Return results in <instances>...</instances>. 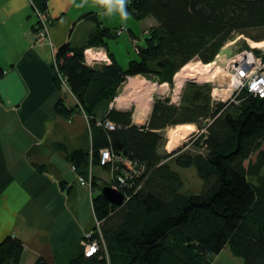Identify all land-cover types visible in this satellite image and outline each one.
Here are the masks:
<instances>
[{"label":"trees","instance_id":"obj_1","mask_svg":"<svg viewBox=\"0 0 264 264\" xmlns=\"http://www.w3.org/2000/svg\"><path fill=\"white\" fill-rule=\"evenodd\" d=\"M35 2L47 9V0ZM126 11L135 19L155 21L141 35H131L138 50L127 67L110 53L109 63L85 61L87 47H104L107 38L118 35V27L102 26L94 14H85L96 25L82 44L64 42L56 50V83L60 86L64 77L89 118L92 151L76 149L67 157L91 182L99 225L86 239L97 241L96 252L87 254L82 242L80 252L55 264H212L227 244L242 264H264V96L244 86L227 101H216L209 82L188 81L179 103L168 95L155 96L141 125L133 121V108L110 104L128 75L172 83L175 72L194 57L214 61L237 33L252 34L251 28L258 27L262 32L252 36L263 39L264 0H128ZM254 51L264 60V51ZM56 107L61 115L74 110L64 101ZM107 119L114 128L105 126ZM185 122L199 127L192 148L168 153L166 127ZM101 148L132 159L129 174L112 161L101 163ZM172 158L178 167L196 170L202 180L199 192L184 189V178L168 161ZM93 166L114 167V181L115 174L124 175L118 185L125 194L121 205L101 192L112 182H100ZM24 247L19 238L4 237L0 264H24ZM34 264L52 263L38 257Z\"/></svg>","mask_w":264,"mask_h":264},{"label":"crops","instance_id":"obj_2","mask_svg":"<svg viewBox=\"0 0 264 264\" xmlns=\"http://www.w3.org/2000/svg\"><path fill=\"white\" fill-rule=\"evenodd\" d=\"M81 3L47 0L48 37L39 39L35 0H0V242L8 235L22 240L24 264L38 257L52 264L66 261L82 250L85 233L98 223L95 191L91 183L80 182L67 157L76 149L92 151L89 118L64 77L60 86L56 83V50L64 42L82 44L93 31L95 19L85 14L111 29L126 23L132 33L127 29L120 35L129 32L131 47V35L147 28L140 33L128 18L108 13L97 0L78 7ZM108 43L93 46L107 50L123 67L133 58H119ZM59 101L74 108L72 113H58ZM91 171L105 178L100 166Z\"/></svg>","mask_w":264,"mask_h":264},{"label":"built area","instance_id":"obj_3","mask_svg":"<svg viewBox=\"0 0 264 264\" xmlns=\"http://www.w3.org/2000/svg\"><path fill=\"white\" fill-rule=\"evenodd\" d=\"M35 9L36 15L38 17V21L35 24V35L39 39H44L48 37V16L44 9L39 8V6H35ZM124 30H126V27H118L116 29V33L120 34ZM135 44L136 43H134L133 45V49L137 52L138 48ZM93 48L98 52L99 55L93 56L91 52H88L92 51ZM84 51L86 60L90 64H94L96 62L109 63L112 61L108 51L105 49L101 50L93 46L87 47ZM221 53L222 51L216 55L217 57L214 61L205 63L207 65L204 68L203 72H196L192 77L185 78L183 82H181L179 78L177 79L175 74L172 79V83L174 85L172 89L169 88V90L171 91V94H168V96H170V102H180L183 93V86L188 81H196L202 84H204L205 82H209L212 89V98L216 101H227L234 95L236 91H238V89H240V87L244 86L249 88L253 93L259 96H264V60L262 56L256 54L253 48L247 47L245 49L236 51V53L232 55H227L225 53L227 56L225 61H220L218 57H220L219 55ZM167 84H169V82H167ZM112 104L114 105V101L112 102ZM105 126L110 128L115 127L112 121L109 119L105 121ZM100 160L101 163H109L110 161H112L114 167L116 169L120 168L122 172L126 174V176L129 174V170L134 164L132 159H127L122 155H120V157H117L113 154L110 148H101ZM114 167H112V170ZM115 175L117 181H115V183H113L112 185L119 189L118 185L124 182L125 177L122 173H117ZM79 178L80 182L83 184L91 183L89 179H85L82 175H80ZM97 225H99V221ZM91 233L92 231L85 233L84 239L82 240L85 248L87 249V254L94 253L98 250L96 240H92L91 242L86 240L88 238H91Z\"/></svg>","mask_w":264,"mask_h":264},{"label":"rangeland","instance_id":"obj_4","mask_svg":"<svg viewBox=\"0 0 264 264\" xmlns=\"http://www.w3.org/2000/svg\"><path fill=\"white\" fill-rule=\"evenodd\" d=\"M152 21H153V19H150L149 18L148 19V23H147L146 20H138L137 18L135 19L133 16H131L130 18L128 17V23L131 22V24H134V27H138L137 30L140 33H142V31L144 29V26L146 24H147V28L145 29L146 31L152 25H154L155 21H153V23H151ZM125 26H127V24L126 23L125 24L123 23L122 25H120V28L125 27ZM261 29L262 28H258V27H257V29L256 28H251L250 33L255 34V35H258L259 32L260 33L262 32ZM120 34H118V36H115V37H112L111 36L112 38L111 37L107 38V42L109 41V43H108L109 47L110 48L117 49L119 58L125 59V58H127V55H129V54L131 55V57L135 58L137 56V53L133 49L134 43L132 42V47H131V41L129 40V38H127V36L129 37V32H126V33H124L122 35H120ZM252 34H248V33L247 34H245V33H240L239 34V33H237L234 38L229 39L225 43V46L222 49V53L219 55L220 57H218V59L220 61H225V59L227 57L226 54L227 55H232V54L236 53V51L241 50V49H245L247 47L253 48V49H255V48L258 49L259 48L262 51H264V46H258L257 47V46H254L253 43H252L253 41H255V42L262 41V40H264V38L263 39L256 40L254 38V36H252ZM141 41L143 42V39L142 38H141ZM247 44L249 46L246 47ZM88 52H90V51H88ZM193 60L194 61H196V60L202 61L198 57H194L190 61H193ZM85 61L87 63H89L86 60V56H85ZM202 62L204 63L205 61H202ZM127 64L128 63H125L124 67H127ZM91 65H94V64H91ZM181 69H182V67H181ZM138 74H139V78H144L146 81H148L149 83H152L153 85H158V84L164 83V82H161L160 83V82H158L156 80H153L152 77L149 78L148 76H146V75H144L142 73H138ZM175 74H176V72H175ZM130 76H133V75H128L127 78L120 85V87L118 89V92H117L118 94H119V92H122L124 90L126 84L128 83L127 81H128V79H129ZM173 85H174L173 83L169 82V84L167 85L168 86L167 88L166 87H163L161 90H158V92H155L154 93V98H155V96H161V95L167 96L168 94H171V91L169 90V88L172 89ZM116 97H115V99L113 101H114L115 107L118 108L119 106L115 102ZM119 108L120 109H127V110L129 108H133V114H134L133 115V119L135 120V121L134 120L133 121L136 124H138V125H141V123H143V122L139 123L136 120V117H138L140 115V111H141L140 110L141 106H140V103H138V101L133 100L130 103L129 107H126V108L119 107ZM149 115H147V116L149 117ZM148 117L145 120V122H147ZM178 125L179 124H174V125H171V126H167L166 127V131L165 132H166V135H167V141H166L165 146L168 145L167 143L170 140V135L168 134V131L170 129H174V127H176ZM198 130H199L198 125L197 124L194 125V128L191 129L189 132H186L185 133L184 138H182L180 140V142L175 146V148L170 149L168 146H166V148H165L166 151L168 153H171V154L175 155L177 153L183 152L184 150H186V148L187 149L188 148H192L191 142L194 139H196V137L198 135V132H199ZM168 161L170 162L171 167L174 168V169H178L179 172H180V174H181V176H182V178H184V189H188V190H191V191L199 192V190H200V188L202 186V180H201V178H199V175L197 174L196 170L193 167H186V168H180V167H178L177 164L174 162V158L168 159ZM103 168L104 167H101V169L103 171H105V178H102L100 180V182H103L104 181V182L107 183V182L111 181L112 184L115 183L114 177H112V173L110 171H107L106 169H103ZM212 264H242V258L233 251V249H232V247H231L230 244H227L226 246L223 247V249L219 253H217L216 255L213 256Z\"/></svg>","mask_w":264,"mask_h":264},{"label":"bare ground","instance_id":"obj_5","mask_svg":"<svg viewBox=\"0 0 264 264\" xmlns=\"http://www.w3.org/2000/svg\"><path fill=\"white\" fill-rule=\"evenodd\" d=\"M254 46H264V40L252 42ZM93 56L99 55L94 48L90 51ZM206 62H202L200 60L196 61H189L182 66V69L176 73L177 79L181 82L185 80V78L192 77L196 72H203L204 68L207 64ZM209 65V64H208ZM126 84L124 90L119 92L116 97V104L119 107L126 108L129 107L130 103L135 100L140 103V115L136 117V120L141 123L147 119V115L151 111L153 100H154V93L161 90L163 87H168L167 82L153 85L149 83L144 78H139V74L130 76ZM154 91V92H153ZM195 123L185 122L180 123L178 126L174 127V129H170L168 134L170 135V140L168 141V146L170 149L175 148V146L180 142L182 138H184L185 133L189 132L191 129L194 128Z\"/></svg>","mask_w":264,"mask_h":264},{"label":"clouds","instance_id":"obj_6","mask_svg":"<svg viewBox=\"0 0 264 264\" xmlns=\"http://www.w3.org/2000/svg\"><path fill=\"white\" fill-rule=\"evenodd\" d=\"M86 2L87 0H83V3H86ZM97 2L101 5H104L107 8L108 13L119 12L121 18L123 20H127L128 18V13L126 11L127 0H97ZM83 3L77 6L82 7Z\"/></svg>","mask_w":264,"mask_h":264},{"label":"water","instance_id":"obj_7","mask_svg":"<svg viewBox=\"0 0 264 264\" xmlns=\"http://www.w3.org/2000/svg\"><path fill=\"white\" fill-rule=\"evenodd\" d=\"M101 192L104 193L106 198L113 203L121 205L125 199L124 192L114 187L112 184H104L101 188Z\"/></svg>","mask_w":264,"mask_h":264}]
</instances>
